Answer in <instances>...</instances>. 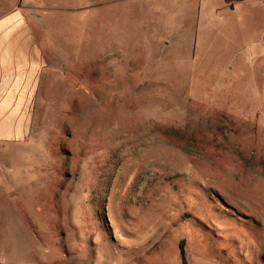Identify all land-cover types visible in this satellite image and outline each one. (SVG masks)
<instances>
[{"label": "rangeland", "instance_id": "obj_1", "mask_svg": "<svg viewBox=\"0 0 264 264\" xmlns=\"http://www.w3.org/2000/svg\"><path fill=\"white\" fill-rule=\"evenodd\" d=\"M212 3L20 4L0 264H264V8Z\"/></svg>", "mask_w": 264, "mask_h": 264}, {"label": "crops", "instance_id": "obj_2", "mask_svg": "<svg viewBox=\"0 0 264 264\" xmlns=\"http://www.w3.org/2000/svg\"><path fill=\"white\" fill-rule=\"evenodd\" d=\"M24 0H0V141H14L16 134L23 132L17 117V101H23L30 94L31 82L26 74V64H30L31 46L16 39L23 35V28L17 23L22 17ZM214 2L215 12L225 15H241L247 11L251 20H261L260 9L264 8V0H210ZM20 70V71H19ZM13 71V74H8ZM20 127V128H19ZM24 128V126H23ZM15 142V141H14Z\"/></svg>", "mask_w": 264, "mask_h": 264}, {"label": "trees", "instance_id": "obj_3", "mask_svg": "<svg viewBox=\"0 0 264 264\" xmlns=\"http://www.w3.org/2000/svg\"><path fill=\"white\" fill-rule=\"evenodd\" d=\"M182 249H183V246H182ZM183 260L185 261L184 251H183Z\"/></svg>", "mask_w": 264, "mask_h": 264}]
</instances>
